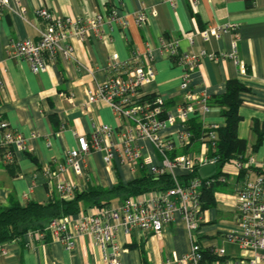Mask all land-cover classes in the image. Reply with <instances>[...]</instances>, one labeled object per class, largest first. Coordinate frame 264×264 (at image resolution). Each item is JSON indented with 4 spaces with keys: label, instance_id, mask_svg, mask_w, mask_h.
I'll list each match as a JSON object with an SVG mask.
<instances>
[{
    "label": "crops",
    "instance_id": "obj_1",
    "mask_svg": "<svg viewBox=\"0 0 264 264\" xmlns=\"http://www.w3.org/2000/svg\"><path fill=\"white\" fill-rule=\"evenodd\" d=\"M9 6L0 18V118L29 141L26 151L14 154L16 175L8 171L0 152V208L14 203L25 206L29 202L46 204L59 200L62 197L56 187L61 180L74 183L78 192L83 193L112 190L142 174V163L135 168L121 165L118 160L112 166L106 165L103 152L84 157L83 175L68 169L60 178L49 180L44 171H54L65 163L68 150L77 147V136L89 138L96 122L121 128L123 121L108 104H87V90H95L112 75L109 63L115 56L122 61L138 56L139 65L146 66L152 55L156 74L142 88V95L164 97L169 112L186 102V91L181 89L183 70L176 59L162 50L164 38L178 42L182 52L199 55L205 51L217 56L201 59L190 86L197 96L207 94L211 111L204 120L198 114L190 115V121L199 120L218 129L225 127L217 99L226 93L230 81L246 88L240 95L242 120L238 137L247 143L245 158H253L257 165L264 164V0H9ZM113 7L125 15L126 27L108 24ZM40 8L72 19L101 14L105 23L86 42L71 40L74 60L57 59L48 63L45 71L35 73L27 61L10 59L6 51L11 41L39 40L43 23L36 12ZM141 12L148 14L142 26L136 22ZM212 28L227 29L220 37L204 39L202 33ZM189 37H193L192 42ZM234 43L237 60L231 58ZM175 129L169 127L167 133L180 146ZM32 133L37 134L35 139L30 138ZM112 141L118 143L117 132ZM139 144L146 155L159 162L147 140ZM185 146L189 147L178 148L182 155L195 160L209 157L207 139ZM226 169L230 172L228 183L216 187L214 201L203 211L200 227L193 234L208 263L234 264L250 255L230 241L239 230L237 188L242 180L232 164ZM109 198L112 207L123 202L119 195ZM92 208L86 203L80 212ZM116 240L123 249L122 264H177L175 259L191 247V234L179 215L162 234L127 232L120 226ZM27 243V235L7 243V254L0 256V264H103L100 250L87 237L77 238L73 251L52 240L50 234L34 239L30 246ZM220 250L225 251L223 256H219Z\"/></svg>",
    "mask_w": 264,
    "mask_h": 264
},
{
    "label": "built area",
    "instance_id": "obj_2",
    "mask_svg": "<svg viewBox=\"0 0 264 264\" xmlns=\"http://www.w3.org/2000/svg\"><path fill=\"white\" fill-rule=\"evenodd\" d=\"M195 5V4H194ZM9 0H0V18L9 8ZM42 20L43 27L39 30V40L11 41L6 51L10 59L27 61L33 72H43L48 63L57 59L65 61L74 60V48L71 40L86 42L92 33H99L105 23L103 16L97 14L93 17L64 18L55 15L46 8L36 12ZM148 18L147 12L138 14L136 22L142 26ZM117 23L126 27V17L120 14L117 7L108 19V24ZM227 28H212L202 33L204 39L211 36L220 37ZM193 41V37H189ZM161 47L169 57L176 59L182 68L181 89L186 91V102L178 106L173 112H165L166 100L157 95L153 102L141 103L142 88L150 84L155 78V67L151 55V63L146 66L139 65V57L122 61L117 56L112 58L109 68L112 75L103 83L97 85L95 90H87L88 105L105 102L116 117L123 121L121 128H114L106 124L95 123L93 131L87 135L77 136V147L68 150L65 163L56 170L46 169L45 175L49 180L60 178L68 169L77 175H83L82 160L92 152H103L104 163L112 166L115 160L121 165L135 168L142 163L156 176L171 174L173 185L165 191H154L139 197L129 198L118 207L92 208L90 211L80 212L73 216L55 219L46 228L45 232H29L27 235L30 246L34 239L50 234L51 239L61 242L66 250L73 251L79 237L90 238L101 253L103 264H122L123 249L116 240V232L123 226L127 232L138 230L140 232H153L162 234L168 225L175 221L179 215L186 223L191 234V247L188 253L176 258L177 264H222L221 262L208 263L204 250L193 236L202 222V190L205 187L222 186L228 183L227 166L232 164L238 175L245 168H253L237 188V209L239 216V230L230 238L250 255L237 260L234 264H264V164L257 165L253 158L244 161L234 160L222 167V174L206 179L196 177L184 183L181 175H190L195 168L215 165L216 158L202 157L195 160L188 155H172L179 147H185L191 141L189 131L190 115L198 114L204 117L210 113L207 94L197 96L191 92L190 86L193 75L200 66L202 58L216 59L215 55H208L202 51L199 55L182 52L178 42L168 39L161 40ZM236 43L235 52L231 56L237 60ZM2 82L0 80V89ZM204 129L209 131L208 139L212 141L210 148H215L218 139L215 125L203 122ZM169 127L176 128L175 135L180 146L167 133ZM116 132L119 135L118 143L112 141ZM37 134L32 133L31 139ZM207 139V140H208ZM147 140L159 156L156 163L154 157L144 153L140 141ZM208 140V141H209ZM29 138L13 130L8 122L0 118V150L4 149L3 160L6 163L14 159L16 152L26 151ZM217 169V172H218ZM217 174V173H216ZM58 194L65 199H72L78 192V187L71 182L59 181L56 187ZM224 250L218 252L223 256ZM5 245L0 246V256L6 255Z\"/></svg>",
    "mask_w": 264,
    "mask_h": 264
},
{
    "label": "trees",
    "instance_id": "obj_3",
    "mask_svg": "<svg viewBox=\"0 0 264 264\" xmlns=\"http://www.w3.org/2000/svg\"><path fill=\"white\" fill-rule=\"evenodd\" d=\"M246 88L237 81H230L227 84L226 93L217 99V105L221 108L222 116L226 125L216 130L218 139L215 148H210L209 158H216L219 166L215 177L222 174V167L234 160H245L247 143L238 137V125L242 120L239 113L241 106L240 95ZM157 95H146L141 99V103L153 102ZM165 112H167V105ZM192 134L190 145L193 141L208 139L209 131L204 129L202 121L191 120L188 124ZM209 140V139H208ZM212 146V141H208ZM189 147V146H185ZM5 156L4 149L0 150ZM182 154V150L176 151L175 155ZM12 175H16L18 166L16 160L5 164ZM253 168H245L239 180L252 171ZM141 175L127 185L120 184L112 190H90L88 192H77L72 199L61 198L50 200L49 203L40 204L29 202L25 206L18 203L12 204L9 208H0V246L22 239L29 232H45L51 221L73 216L79 213L85 204L93 208H106L111 206L109 196L119 195L123 202L129 198H135L154 191H165L172 187L171 174L156 176L142 165ZM200 177L199 168H195L190 175H181L180 179L186 183L190 179ZM217 186L205 187L202 190V209L210 207L214 201V194ZM205 254V253H204ZM205 254V259H206Z\"/></svg>",
    "mask_w": 264,
    "mask_h": 264
},
{
    "label": "water",
    "instance_id": "obj_4",
    "mask_svg": "<svg viewBox=\"0 0 264 264\" xmlns=\"http://www.w3.org/2000/svg\"><path fill=\"white\" fill-rule=\"evenodd\" d=\"M217 169L215 165H207L199 168V175L202 179H206L216 175Z\"/></svg>",
    "mask_w": 264,
    "mask_h": 264
}]
</instances>
